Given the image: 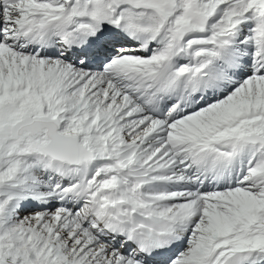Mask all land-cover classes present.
I'll return each instance as SVG.
<instances>
[{
  "label": "snow or ice",
  "instance_id": "1",
  "mask_svg": "<svg viewBox=\"0 0 264 264\" xmlns=\"http://www.w3.org/2000/svg\"><path fill=\"white\" fill-rule=\"evenodd\" d=\"M0 264H264V0H0Z\"/></svg>",
  "mask_w": 264,
  "mask_h": 264
}]
</instances>
